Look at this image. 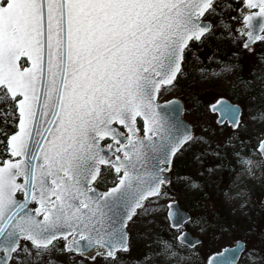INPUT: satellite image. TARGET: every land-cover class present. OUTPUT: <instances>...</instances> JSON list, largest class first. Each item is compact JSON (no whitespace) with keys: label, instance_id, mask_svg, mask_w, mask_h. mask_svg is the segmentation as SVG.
Wrapping results in <instances>:
<instances>
[{"label":"snow or ice","instance_id":"6c2138e0","mask_svg":"<svg viewBox=\"0 0 264 264\" xmlns=\"http://www.w3.org/2000/svg\"><path fill=\"white\" fill-rule=\"evenodd\" d=\"M246 57L261 69L251 79L239 75ZM217 64L238 73L242 105L256 86L264 97V0H0V264H127L132 228L148 216L161 217L163 234L136 264H192L203 240L181 229L213 225L172 201L176 185L200 187L176 162L204 138L158 97L193 67L217 76ZM218 109L238 137L241 106ZM254 141L242 140L249 150L234 165L205 170L252 175L264 133ZM257 236L208 264H264Z\"/></svg>","mask_w":264,"mask_h":264},{"label":"rangeland","instance_id":"374dc122","mask_svg":"<svg viewBox=\"0 0 264 264\" xmlns=\"http://www.w3.org/2000/svg\"><path fill=\"white\" fill-rule=\"evenodd\" d=\"M232 51L234 49L229 48L227 54L222 52L217 60L226 63ZM207 55V51L199 53L201 59ZM240 63L243 64V71L239 75L245 79H251L250 70L261 72L258 65L255 69L252 68L256 63L252 57H246ZM221 66L212 65L219 74L205 79H201L193 67L176 88L158 97V102L172 98L183 101V117L191 125L192 134L204 138L193 144L184 157L176 162V171L181 175L187 174L200 187L189 189L182 184L176 185L173 201H177L190 216H204L213 225L204 232L192 227L185 229L203 240L201 255L193 257L192 264H206L212 253L233 245L238 239L244 240L246 246L251 247V242L259 243L257 233L264 231V205L261 203L264 195V167L256 172L254 179H250L249 175L237 178L240 171L238 167H216L213 173L205 170L208 166L219 165L222 160L233 161L234 152L246 154L249 149L244 147L242 140L252 138L254 143V138L264 133V97L260 96L259 87L249 90V95L256 97L253 105H242L237 89L234 88L238 73L221 72ZM220 98H226L242 108L240 119L243 126L238 137L229 126L217 125L216 115L210 113V106ZM213 150L216 152L215 156L211 154ZM196 154H200L199 159ZM160 225V216L142 217L137 221L130 234L134 246L131 256L126 257L127 264H136L140 253L147 251L150 246H157V233L163 234ZM217 225L223 227L219 228ZM250 228L255 231L246 233L245 230ZM142 264H148V261L142 260Z\"/></svg>","mask_w":264,"mask_h":264},{"label":"water","instance_id":"95a60500","mask_svg":"<svg viewBox=\"0 0 264 264\" xmlns=\"http://www.w3.org/2000/svg\"><path fill=\"white\" fill-rule=\"evenodd\" d=\"M173 101L176 102V103L181 107V119H182V120L188 125V127H189V128L191 129V131H192L191 125H190V124H189V123L183 118V116H182L183 113H184V103H183L180 99L172 98V99H169V100H167V101L160 102L159 104L163 106V105L168 104V103L173 102ZM220 101H223V102H225V103H227V104H231V105H233V106H237L238 104L233 103V102H231L230 100H228V99H226V98H220V99H218L217 101H215V102L210 106V112L213 113V114H216V116H217V118H216V123H217V121H219V123H217L218 125H222V124H225V123H226V124L229 125L231 128H233L232 125H231V122L228 121L227 118H225V117L222 116V114H221V112L219 111V109H218L217 111H215V112L212 111V106L218 104V102H220ZM239 115L241 116V113H240ZM262 201H264V196H263V198H262ZM172 203H175V204L178 206V209H179L181 212H183V213L187 214L188 216H190L189 212H187L186 210L182 209V208L180 207V205L178 204L177 201H172ZM167 211H168V210H167ZM173 211H175V210H173ZM183 231H187V230H183V229H181V232H183ZM187 233H188V235H189L191 238H196V236H193L189 231H187ZM238 242L241 243V244H245V242H244L243 240H238V241H236L232 246H226V247L220 249L219 251H217V252H215V253H212V254L207 258V261H206L207 264H208L209 259H210L212 256H216V255H218V254H220V253H224L226 249H232V248L237 247Z\"/></svg>","mask_w":264,"mask_h":264},{"label":"clouds","instance_id":"9594fccd","mask_svg":"<svg viewBox=\"0 0 264 264\" xmlns=\"http://www.w3.org/2000/svg\"><path fill=\"white\" fill-rule=\"evenodd\" d=\"M262 167L261 166H255L252 175L249 176L250 179H254L256 176V172L259 171Z\"/></svg>","mask_w":264,"mask_h":264},{"label":"flooded vegetation","instance_id":"af4514ba","mask_svg":"<svg viewBox=\"0 0 264 264\" xmlns=\"http://www.w3.org/2000/svg\"><path fill=\"white\" fill-rule=\"evenodd\" d=\"M239 105V104H238ZM184 109H185V106H184ZM241 113H242V108H241ZM211 114H213V113H211ZM241 117V116H240ZM222 126H229V125H227L226 123L225 124H222ZM230 127V126H229ZM232 129V128H231ZM239 240V239H238ZM241 240V239H240ZM244 241V240H243ZM245 242V241H244Z\"/></svg>","mask_w":264,"mask_h":264}]
</instances>
